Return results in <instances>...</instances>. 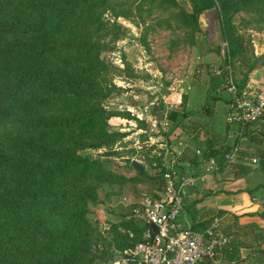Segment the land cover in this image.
Here are the masks:
<instances>
[{
    "label": "trees",
    "instance_id": "16d2710c",
    "mask_svg": "<svg viewBox=\"0 0 264 264\" xmlns=\"http://www.w3.org/2000/svg\"><path fill=\"white\" fill-rule=\"evenodd\" d=\"M89 1L0 0V264H105L111 259L112 239L108 241L90 225L85 205L91 192L87 179L113 174L103 169L99 159L82 155L80 150L108 147L121 136L108 131L102 105L115 86L98 75L93 57L100 45L83 25L68 22L71 7ZM158 1L179 6L177 0ZM189 3L190 10L181 9L176 18L190 31L200 29L199 17L205 11L217 10L227 44L224 66L233 68L239 59L247 67L237 84L241 90L249 74L264 67V54L254 52L235 30L233 16L238 11L262 15L264 0ZM216 77H211L206 89L207 111L222 95ZM182 98L181 109L166 114L175 127L187 117L186 97ZM229 108L231 112L233 105ZM257 121H261L259 132H244L251 140L264 138V113ZM129 165L132 168L131 161ZM166 168H161L157 189H161ZM72 184L79 188L72 190ZM68 197H74L76 204L62 211L61 201ZM208 224L192 223L191 227ZM144 227L150 228L147 222ZM113 241L123 257L136 264L134 252L125 253L133 243L124 234Z\"/></svg>",
    "mask_w": 264,
    "mask_h": 264
},
{
    "label": "rangeland",
    "instance_id": "374dc122",
    "mask_svg": "<svg viewBox=\"0 0 264 264\" xmlns=\"http://www.w3.org/2000/svg\"><path fill=\"white\" fill-rule=\"evenodd\" d=\"M177 1L178 7L159 4L158 0H90L82 7H71L68 14L70 25H83V30L100 45L99 52L93 57L94 63L98 64V75L115 86L102 105L107 111L108 131L119 132L121 136L108 147L80 150L82 155L99 159L103 169L113 174L101 179H87L91 192L85 205L86 219L105 234L108 241L112 239L108 256L111 259L105 264H113L115 258L124 256L117 250L114 238L124 234L127 241L133 243V248L125 253H133L138 240L144 238L146 229L143 228L145 218L141 201L144 193L160 189L157 184L163 167L172 166L180 172L176 169V160L184 153L185 143L189 140L185 133L190 126L188 123L181 125L185 131L181 134L166 114L172 109H181L187 86L206 87L211 77L218 76L220 93L231 101L225 112L220 111V107L216 109V119L224 117V121H227L229 107L239 92L264 87L261 82L257 87L245 86L239 90L237 84L243 78L246 65L238 59L233 68L224 66L227 44L220 32L217 10L205 11L199 17L200 29L190 31L180 26L181 22L176 18L181 9L190 10L189 0ZM260 17L264 18V13L238 11L232 21L235 30L244 36L254 52L264 54V20ZM221 67H224L223 71ZM202 92V89H194L193 94L201 99ZM200 99L192 101L193 104L196 102L193 109L202 119L212 118L211 112L204 111L205 99ZM155 104L162 105L158 111H164L167 125L162 123L164 120H157ZM186 119L190 121L191 117ZM260 122L247 124L246 130H254V134L259 132ZM249 136L243 134L238 139V155L258 158L264 151V138L253 140L254 143L259 141L256 146ZM179 140L183 142V148L176 146ZM178 151L181 154L176 157ZM132 159L143 164L142 173L130 167ZM74 185H71L72 190H77L79 187ZM61 203L59 209L66 211L74 208L76 200L68 197Z\"/></svg>",
    "mask_w": 264,
    "mask_h": 264
},
{
    "label": "crops",
    "instance_id": "0c3cea01",
    "mask_svg": "<svg viewBox=\"0 0 264 264\" xmlns=\"http://www.w3.org/2000/svg\"><path fill=\"white\" fill-rule=\"evenodd\" d=\"M261 82H264V67L249 74L247 87H257ZM207 86L188 85L184 90L188 100L184 110L191 119H181L177 127L184 134L181 125L188 123L190 130L185 134L189 140L185 143L183 156L176 160L178 166L175 168L192 174L195 185L187 192L180 221L188 225L210 222L216 217L222 229L231 235L230 242L218 250L213 259L198 264H264V151L258 154V158L254 157L255 163L252 162L253 157L240 154L231 161L224 159L228 151L223 150L237 139H233V128L224 121V117L220 120L215 117L218 107L222 112L227 110L226 99L221 95L215 102L209 111L212 118L202 119L193 109L196 102L193 104L192 101L200 99V96L195 98L194 89L203 90L200 100H204ZM205 108L207 105L204 106V111H207ZM258 142L252 140L256 146H259ZM210 160L215 164L210 165ZM113 264L131 262L121 257L115 258Z\"/></svg>",
    "mask_w": 264,
    "mask_h": 264
},
{
    "label": "built area",
    "instance_id": "2783aa9c",
    "mask_svg": "<svg viewBox=\"0 0 264 264\" xmlns=\"http://www.w3.org/2000/svg\"><path fill=\"white\" fill-rule=\"evenodd\" d=\"M263 113L264 87L244 89L235 96L233 110L226 120L233 128L234 137L241 139L247 124L259 120ZM163 120L162 123L167 125L166 119ZM239 144L240 141L233 144L232 149L224 154L225 160L236 159ZM176 146L183 148L184 144L179 140ZM252 161L256 162V159ZM209 163L213 165L215 161ZM181 172L168 167L162 173L161 189L154 190L157 197L152 193L143 194L141 207L150 228L135 246L136 264H198L213 259L231 240V235L222 229L216 217L204 228L181 223L187 190L195 185L193 175Z\"/></svg>",
    "mask_w": 264,
    "mask_h": 264
},
{
    "label": "water",
    "instance_id": "95a60500",
    "mask_svg": "<svg viewBox=\"0 0 264 264\" xmlns=\"http://www.w3.org/2000/svg\"><path fill=\"white\" fill-rule=\"evenodd\" d=\"M155 110L157 111V120L162 121L164 119V111L163 110L158 111V105L157 104H155ZM131 166L138 173H142L144 171V166L137 159L131 160ZM151 227H152V229H154L153 225H151Z\"/></svg>",
    "mask_w": 264,
    "mask_h": 264
}]
</instances>
